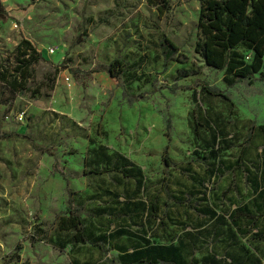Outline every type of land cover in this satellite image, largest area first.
<instances>
[{
    "label": "rangeland",
    "instance_id": "374dc122",
    "mask_svg": "<svg viewBox=\"0 0 264 264\" xmlns=\"http://www.w3.org/2000/svg\"><path fill=\"white\" fill-rule=\"evenodd\" d=\"M0 1V73L22 38L43 56L23 93L0 81V133L9 134L0 139V264L117 258L110 245L49 242L66 211L58 169L79 174L69 187L96 234L123 226L167 244L208 226L202 208L226 215L242 205L264 230V81L230 86L196 54L199 0H170L163 14L147 0ZM116 57L126 64L119 80L103 69ZM98 144L142 169V189L114 172L83 176ZM138 201L156 211L130 205Z\"/></svg>",
    "mask_w": 264,
    "mask_h": 264
},
{
    "label": "trees",
    "instance_id": "16d2710c",
    "mask_svg": "<svg viewBox=\"0 0 264 264\" xmlns=\"http://www.w3.org/2000/svg\"><path fill=\"white\" fill-rule=\"evenodd\" d=\"M199 1L196 54L205 65L222 71L224 81L230 86L242 80L250 85L256 74L264 81V0ZM146 3L160 14L169 11L170 0H147ZM6 15L0 1V17ZM42 60L36 45L22 38L14 48V60L9 70L0 73V81L12 92L21 94L29 89L27 83L33 79V66ZM125 67L124 60L116 57L103 69L110 77L119 80L126 73ZM185 74L188 76L190 73ZM258 129L264 137V125H259ZM8 136L0 133V139ZM211 141L209 153L215 158L218 151L214 149L216 137L212 135ZM90 153L89 169L83 176L114 172L133 180L135 190L142 189L143 171L130 158L115 151L109 152L107 146L99 144L91 148ZM57 172L63 178L67 193L66 211L56 220L58 233L49 240L57 248L64 250L67 246L91 245L105 253L104 247L110 245L109 248L117 252V258H106L112 264L116 259L119 264H264V230L260 228L257 213L246 205L237 206L226 215H220L210 207L202 208L210 221L208 226H196L197 234L186 230L167 244L151 241L144 232L135 233L123 226L96 234L87 230L81 207L75 204L74 192L69 187V180L79 174L67 175L60 169ZM110 192L119 197L117 191ZM258 194L264 197V189H260ZM130 205H143L147 212L150 209L151 214L156 211L155 203L146 206L138 201ZM105 209H99L97 214L103 215ZM123 236L136 239L135 245L129 247L121 239ZM197 250L200 256L194 257ZM71 264L92 263L73 258Z\"/></svg>",
    "mask_w": 264,
    "mask_h": 264
},
{
    "label": "built area",
    "instance_id": "2783aa9c",
    "mask_svg": "<svg viewBox=\"0 0 264 264\" xmlns=\"http://www.w3.org/2000/svg\"><path fill=\"white\" fill-rule=\"evenodd\" d=\"M49 51H50V52H53V49H50Z\"/></svg>",
    "mask_w": 264,
    "mask_h": 264
}]
</instances>
